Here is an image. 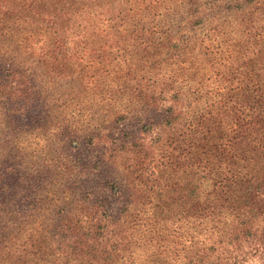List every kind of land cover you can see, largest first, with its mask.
Segmentation results:
<instances>
[{
  "label": "rangeland",
  "instance_id": "374dc122",
  "mask_svg": "<svg viewBox=\"0 0 264 264\" xmlns=\"http://www.w3.org/2000/svg\"><path fill=\"white\" fill-rule=\"evenodd\" d=\"M190 2L0 0V264L259 261L264 36Z\"/></svg>",
  "mask_w": 264,
  "mask_h": 264
},
{
  "label": "trees",
  "instance_id": "16d2710c",
  "mask_svg": "<svg viewBox=\"0 0 264 264\" xmlns=\"http://www.w3.org/2000/svg\"><path fill=\"white\" fill-rule=\"evenodd\" d=\"M104 1V0H99ZM146 2L148 4H158V0H116V4L120 6L119 8L114 9L112 15L114 19L118 20H139L136 17H144L142 14V6L145 8ZM108 1L103 3L107 5ZM258 0H191L187 11L190 14L189 28L192 31L195 30L192 35L201 34L206 35L207 37L214 34H220V24L221 22H226L227 20L232 22L237 19L238 24L237 28L244 26V33L249 34L250 36L255 37L264 36V24L256 26L264 19V9L258 4ZM125 6V7H122ZM106 13H111L110 10H107ZM124 17V18H122ZM127 17V18H126ZM111 18V16H110ZM127 19V20H128ZM233 19V20H231ZM215 23L216 26L209 28L206 23ZM180 26L186 27L180 22ZM132 39V38H129ZM263 205V204H262ZM245 236L249 240H253V251L251 255L257 257L259 261L253 259L249 260H237L236 248L229 244V254L223 259L224 264H264V226L260 229L254 230H243ZM233 238H236V233ZM247 254H250L247 252ZM194 264H197L200 260L194 258Z\"/></svg>",
  "mask_w": 264,
  "mask_h": 264
}]
</instances>
